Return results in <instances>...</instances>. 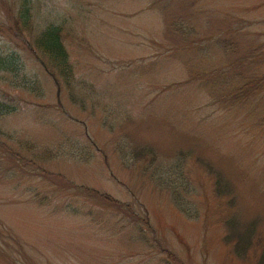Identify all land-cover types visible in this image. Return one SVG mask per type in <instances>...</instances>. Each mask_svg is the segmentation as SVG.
<instances>
[{
    "label": "rangeland",
    "instance_id": "1",
    "mask_svg": "<svg viewBox=\"0 0 264 264\" xmlns=\"http://www.w3.org/2000/svg\"><path fill=\"white\" fill-rule=\"evenodd\" d=\"M32 2L0 0V264H264V0Z\"/></svg>",
    "mask_w": 264,
    "mask_h": 264
},
{
    "label": "trees",
    "instance_id": "2",
    "mask_svg": "<svg viewBox=\"0 0 264 264\" xmlns=\"http://www.w3.org/2000/svg\"><path fill=\"white\" fill-rule=\"evenodd\" d=\"M20 0V18L23 24V28L31 29V6L32 0ZM64 28L61 25L48 24L46 28L36 34L32 40H30L29 48L35 52L39 59L43 61L45 68L50 71H54L55 74L64 81L67 88L72 89V85L75 79L74 66L70 60L69 51L63 41ZM7 57L4 61H6ZM12 60V59H11ZM3 61L0 57V62ZM7 67H12L5 65ZM57 78V77H56ZM58 79V78H57ZM59 80V79H58ZM16 108L0 100V116L14 111ZM102 197L112 200L109 195H102Z\"/></svg>",
    "mask_w": 264,
    "mask_h": 264
}]
</instances>
